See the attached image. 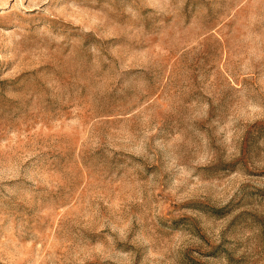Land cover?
Here are the masks:
<instances>
[{
	"label": "rangeland",
	"instance_id": "1",
	"mask_svg": "<svg viewBox=\"0 0 264 264\" xmlns=\"http://www.w3.org/2000/svg\"><path fill=\"white\" fill-rule=\"evenodd\" d=\"M0 264H264V0H0Z\"/></svg>",
	"mask_w": 264,
	"mask_h": 264
}]
</instances>
